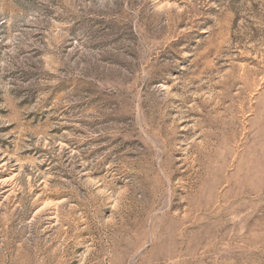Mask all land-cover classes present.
Returning <instances> with one entry per match:
<instances>
[{
	"label": "rangeland",
	"instance_id": "1",
	"mask_svg": "<svg viewBox=\"0 0 264 264\" xmlns=\"http://www.w3.org/2000/svg\"><path fill=\"white\" fill-rule=\"evenodd\" d=\"M0 264H264V0H0Z\"/></svg>",
	"mask_w": 264,
	"mask_h": 264
}]
</instances>
